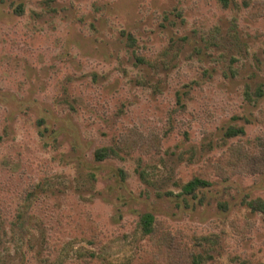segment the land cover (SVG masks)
Returning <instances> with one entry per match:
<instances>
[{
  "label": "rangeland",
  "instance_id": "obj_1",
  "mask_svg": "<svg viewBox=\"0 0 264 264\" xmlns=\"http://www.w3.org/2000/svg\"><path fill=\"white\" fill-rule=\"evenodd\" d=\"M243 1L0 0V264H141L149 214L214 264H264V173L210 167L264 140V10ZM131 131L159 149L95 159Z\"/></svg>",
  "mask_w": 264,
  "mask_h": 264
},
{
  "label": "trees",
  "instance_id": "obj_2",
  "mask_svg": "<svg viewBox=\"0 0 264 264\" xmlns=\"http://www.w3.org/2000/svg\"><path fill=\"white\" fill-rule=\"evenodd\" d=\"M219 1L225 8H228L232 2V0ZM243 5L245 8L264 10V1L244 0ZM24 10V6L20 5L17 12L22 15L24 14ZM122 36L126 37L128 43H137L135 37L130 33L123 32ZM139 61H143V59L139 58ZM244 133V130L240 127L231 128L228 136L231 139H235ZM160 140L157 136L145 137L137 131H131L118 142L116 147L107 146L97 149L95 159L99 162L115 159L119 156L120 152L127 155H132L139 151L145 154H151L153 151L159 149ZM259 147V151L255 152L242 143L231 145L220 158L211 162L210 167L212 172L224 179H228L236 174H263L264 140H262ZM209 186H211L210 176L195 175L193 179L184 185V192L192 195L197 190ZM249 206L253 211L264 213V202L261 200L251 202ZM142 229L149 243H151V251L146 252L141 264H214L212 257L199 255L190 248L182 235L170 232L166 226H157L156 220L150 214L143 218ZM71 264L99 263L93 258H86Z\"/></svg>",
  "mask_w": 264,
  "mask_h": 264
}]
</instances>
